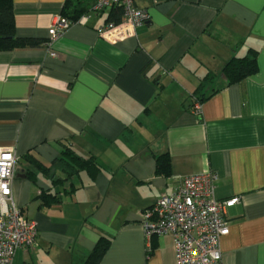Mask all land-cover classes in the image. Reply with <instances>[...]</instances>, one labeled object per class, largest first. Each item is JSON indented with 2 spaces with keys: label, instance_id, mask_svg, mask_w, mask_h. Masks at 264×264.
Wrapping results in <instances>:
<instances>
[{
  "label": "crops",
  "instance_id": "obj_1",
  "mask_svg": "<svg viewBox=\"0 0 264 264\" xmlns=\"http://www.w3.org/2000/svg\"><path fill=\"white\" fill-rule=\"evenodd\" d=\"M66 1L11 0L15 35L40 43L0 51V148L19 157L12 198L38 229L13 264H83L107 237L98 264H176L170 236L147 246L141 213L207 171L216 199L239 197L224 211L222 264H264V0H134L149 20L117 38L97 32L113 7L87 12L50 56L48 27ZM94 1L79 0L87 11ZM234 56L257 70L229 84ZM67 147L97 173L45 174L29 161L51 166ZM162 155L168 175L156 172Z\"/></svg>",
  "mask_w": 264,
  "mask_h": 264
},
{
  "label": "built area",
  "instance_id": "obj_2",
  "mask_svg": "<svg viewBox=\"0 0 264 264\" xmlns=\"http://www.w3.org/2000/svg\"><path fill=\"white\" fill-rule=\"evenodd\" d=\"M120 7L122 19L118 24L107 22L97 29L101 37L117 38L149 20L144 9L136 8L134 0H95L89 12L99 13L109 7ZM84 14L75 22L82 23ZM73 21L55 16L48 27L46 47L50 56L54 43ZM200 108L197 100L192 107ZM19 157L14 149L0 148V264H13L15 251L37 245L36 223L27 219L12 198L14 171ZM218 175L214 171L183 176L177 188L156 199L141 213V229L147 246L154 236H170L176 264H222L220 238L229 232L224 217L225 208L239 202V197L225 200L215 198Z\"/></svg>",
  "mask_w": 264,
  "mask_h": 264
},
{
  "label": "trees",
  "instance_id": "obj_3",
  "mask_svg": "<svg viewBox=\"0 0 264 264\" xmlns=\"http://www.w3.org/2000/svg\"><path fill=\"white\" fill-rule=\"evenodd\" d=\"M89 12L85 7L80 5L79 0H67L64 9L61 11L63 17L76 21L81 14ZM122 19V11L120 7H113L107 17L108 22L118 24ZM40 43L39 40L31 38H21L15 35L14 17L11 0H0V51L11 50L13 48L34 47ZM257 70L254 57L242 56L232 57L222 67V74L226 77L229 84L239 83L248 76L254 74ZM198 102L202 99L196 98ZM29 161L38 170L45 174H50L52 168L62 165V169L67 176L73 175L80 170H86L91 175H95L99 169L97 162L92 158H83L75 154L68 147L64 149L61 156L54 160L51 166H45L37 160L29 158ZM156 172L162 175L169 174V159L167 155H162L156 159ZM29 177H32L29 174ZM43 204L57 202L56 197L47 199L43 196ZM109 238H100L94 245L89 255L84 260L83 264H98L109 246Z\"/></svg>",
  "mask_w": 264,
  "mask_h": 264
},
{
  "label": "bare ground",
  "instance_id": "obj_4",
  "mask_svg": "<svg viewBox=\"0 0 264 264\" xmlns=\"http://www.w3.org/2000/svg\"><path fill=\"white\" fill-rule=\"evenodd\" d=\"M225 66V65H224Z\"/></svg>",
  "mask_w": 264,
  "mask_h": 264
}]
</instances>
